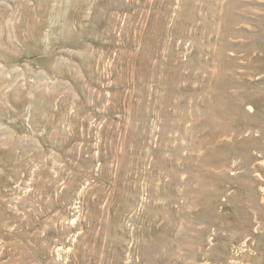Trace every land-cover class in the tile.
Masks as SVG:
<instances>
[{
	"label": "rangeland",
	"instance_id": "374dc122",
	"mask_svg": "<svg viewBox=\"0 0 264 264\" xmlns=\"http://www.w3.org/2000/svg\"><path fill=\"white\" fill-rule=\"evenodd\" d=\"M0 264H264V0H0Z\"/></svg>",
	"mask_w": 264,
	"mask_h": 264
}]
</instances>
